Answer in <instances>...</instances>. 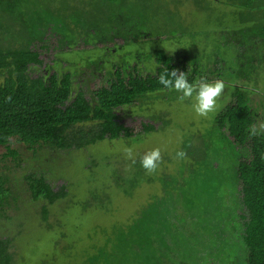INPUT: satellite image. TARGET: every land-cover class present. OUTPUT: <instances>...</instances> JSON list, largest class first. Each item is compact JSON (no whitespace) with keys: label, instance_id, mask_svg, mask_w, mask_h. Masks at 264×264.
<instances>
[{"label":"trees","instance_id":"1","mask_svg":"<svg viewBox=\"0 0 264 264\" xmlns=\"http://www.w3.org/2000/svg\"><path fill=\"white\" fill-rule=\"evenodd\" d=\"M234 1L251 10L243 19L251 18L252 43L264 49V0ZM162 2L0 0V147L7 149L3 160L12 157L20 166V154L11 148L13 140L32 150L31 159L38 160L41 158L38 150L45 146L64 153L82 149L95 151L97 145L106 141L129 140L137 134L158 130L159 127L146 123L136 133L121 122L123 113L120 111L137 106L152 96L170 92L159 83V76L164 71L184 72L192 83L201 79L206 82L227 80L219 68L210 70L215 72L212 76L211 72L200 74L199 70L190 71L189 55L184 56L185 62H179L178 57L169 55L167 51L156 50L150 55L157 64L153 71L142 72L138 64H112L102 81L94 87L87 81H77L79 70L70 71L72 66H76L70 60V55L78 50L75 48L103 45L105 50L119 38L125 39V44L142 39L133 31L137 28L150 31L154 26L151 25L152 18L164 12ZM246 33L244 37L249 39ZM149 35L148 31L144 32L143 38ZM52 39L56 40L53 46ZM240 47L245 45L240 44ZM49 49L59 51L54 59L58 72L49 71L42 58ZM245 52L255 54L257 50L246 49ZM64 63H70V66L68 70L60 71ZM215 63L221 65L220 59ZM43 65L46 66L44 70ZM93 65L96 71L106 68L102 59ZM257 70L258 67L253 66L249 78H258ZM258 87L235 86L231 102L220 111L214 122L222 139L218 142L222 143L220 155L228 153L230 158V164H224L222 168L227 172L232 169L233 180L226 181L212 174L201 180L205 189L212 188L216 192H224L228 186L234 187L233 204L225 210L230 219L226 224L217 222L216 228L221 245L235 247V255L228 258L229 261L236 259L235 264H264V121L262 127L258 126L259 117L254 106V96L261 95L264 103V93ZM184 153L188 157L190 151L185 148ZM207 164V159L198 158L195 154L190 167L198 165L201 168ZM133 165L142 168L140 159H136ZM220 167L218 165L216 169ZM137 174L140 176L134 173L127 179L120 176L115 182L128 199L143 182L137 179ZM46 176V172L33 171L25 175L24 180L31 200L46 202L41 218L49 229L47 205L67 198L69 187L62 185L56 190ZM11 177L10 168L0 166V218L7 220L11 219L6 211L12 205L11 197L14 201L17 199L12 196ZM175 178L170 175L160 178L163 192L168 197L165 194L155 196L127 225L115 224L108 231L105 228L102 232L104 241L99 246L89 244V234H86V241H80L67 220L64 223L63 219L59 227L67 231H59V237H55V248L59 247L71 257L78 252L80 259L74 264H165V259L168 264H187L188 259L199 261L200 248L195 247L190 255L184 257H180L178 252L183 241L188 240L191 245L195 242L192 232L188 233L191 228L187 220L197 213L193 210L196 202L187 196L184 185L178 181L180 179ZM193 178L198 179L199 174L194 173L188 182ZM178 190L180 196L173 198ZM74 203L82 213L89 214L90 209L109 211L99 194L84 203ZM171 204L175 206L172 208ZM177 205L180 210H176ZM206 210L204 215L208 218L212 211ZM206 223L212 225L208 219ZM78 228L84 232L86 225ZM204 230H207L206 226ZM14 240V237L0 238V264H19L13 248ZM28 249L32 251L33 247H26L25 254ZM38 254H41L40 260L32 261V264H66L63 261L70 259L48 249Z\"/></svg>","mask_w":264,"mask_h":264},{"label":"rangeland","instance_id":"2","mask_svg":"<svg viewBox=\"0 0 264 264\" xmlns=\"http://www.w3.org/2000/svg\"><path fill=\"white\" fill-rule=\"evenodd\" d=\"M162 11L164 12L152 18L154 20L151 25L154 26L152 31L147 30L149 36L143 38L144 32H147L145 29L137 28L133 31L136 37H142L140 40H128L129 44H125V39L119 38L110 43L105 50L103 45H98L99 48L93 46L75 48L78 50L70 55V60L76 66H72L70 71L74 73L76 68L79 70L77 81H87L91 87H94L102 81L105 72L111 69L112 64L127 63L131 64L130 66L138 64L140 71L147 72L157 67L150 56L156 50L167 51L169 55L178 57L179 62H185L184 56L189 55L190 71L195 69L199 70L200 74H208L211 69L216 71L219 68L222 77L227 78L225 81L223 79L225 88L218 98L216 110L207 117L197 116L191 108L190 99L186 98L181 102L178 99L179 94L170 90L159 96H152L137 106L120 111L123 113L121 122L132 128L134 132L140 131L142 124L146 123L159 127L154 132L137 134L129 140L106 141L97 145L95 151L82 149L64 153L55 152L45 146L38 150V155L41 156L38 160L31 159L32 150L13 140L11 148L19 152L22 160L20 166L12 157L3 160L7 149L0 147V166L10 168L12 196L17 197L15 201L11 197L12 205L6 208L7 215L11 216V219L0 218V238H15L13 248L19 264L40 260L41 254L38 252L47 249L61 253L62 257L69 256L70 259L62 260L66 264L76 263V260L80 259L78 252L73 253L71 257L54 246L59 231H67L59 227L63 219L64 223L67 220L74 236H79L80 241L84 239L86 241V234H89L88 236H91L88 239L89 244L94 247L99 246L104 241L102 232H105V228L108 231L115 224L127 225L155 196L165 194L168 197L163 192V182L159 181L164 175L179 178L178 181L184 185L187 196L196 202L193 210L197 215L187 220L191 228L188 233L192 232L195 242L191 245L188 240L183 241L178 246L180 257L190 255L196 247L202 251L199 254V261L192 262L188 259L187 264H235L237 261L236 259L229 261L228 258H233L236 253L235 247L221 245L216 228L217 222L226 224L230 219L225 210L233 204L234 187L228 186L224 192H216L212 188L205 189L201 180L207 178L208 174L218 175L226 181L233 180L232 169L227 172L222 168V165L230 164V158L228 153L220 155L222 143L218 142H222V139L214 122L220 111L231 102L232 94L236 90L235 86L257 85L264 93V49L252 43L254 34L251 29L253 25L251 18L243 19L249 16L251 10L237 5L234 0H163ZM245 33L248 34L249 39H245ZM54 44L56 40L52 39L51 46ZM240 44L245 47H240ZM246 49H255L257 52L246 54ZM58 52L49 49L42 57L48 64L49 71L58 72L54 63ZM98 59L103 60V65L106 66L104 70L96 71L93 63ZM219 59L221 65L215 63ZM61 66L60 71L68 70L70 63ZM253 66L258 67L259 76L254 80L249 78ZM45 68L46 66L42 70ZM213 73L211 72L210 75L212 76ZM216 80L221 81V79ZM254 99L259 117L258 126L262 127L264 103L261 95L254 96ZM126 147L133 150L131 158L124 152ZM154 148H159L161 152L159 166L154 172H147L137 168V164L133 165L136 159H141L146 152ZM185 148L190 151L188 157L177 158L176 153L184 152ZM195 154L198 158L207 159V166L190 167L191 159ZM218 165L221 167L216 169ZM33 171L46 172L47 179L56 190L62 185L69 187L67 198L57 201L54 205H47L50 213L49 229L41 218L42 207L46 202L32 201L26 191L24 177ZM134 173H139L137 179L143 182L135 189L132 198L128 199L115 182L120 176L127 179ZM194 173H198L199 178H193L188 182ZM149 179L152 180L148 181ZM98 194L108 206L107 213L96 209H90L89 214L82 213L74 206V202L84 203ZM179 196L178 190L173 198ZM105 198H108V201ZM174 206L171 204L172 208ZM176 208L180 210L179 205ZM206 209L212 211L208 214V218L204 215ZM207 219L213 226L205 224ZM83 224L86 225V230L81 232L78 226ZM205 226L207 230H204ZM26 247L30 249L33 247V250L28 249L25 254ZM24 254L25 259L22 260ZM164 261L168 264V260Z\"/></svg>","mask_w":264,"mask_h":264},{"label":"clouds","instance_id":"3","mask_svg":"<svg viewBox=\"0 0 264 264\" xmlns=\"http://www.w3.org/2000/svg\"><path fill=\"white\" fill-rule=\"evenodd\" d=\"M159 83L168 90L176 91L178 99L183 102L186 98L191 101V108L197 116L207 117L213 113L218 104V98L221 96L225 84L223 81L206 82L201 79L198 83L189 82L184 72L177 73L176 70L164 71L159 76ZM124 152L129 158L133 155V150L126 147ZM184 152L178 151L177 158H183ZM161 160L159 148H154L146 152L140 159V165L147 172H154Z\"/></svg>","mask_w":264,"mask_h":264}]
</instances>
